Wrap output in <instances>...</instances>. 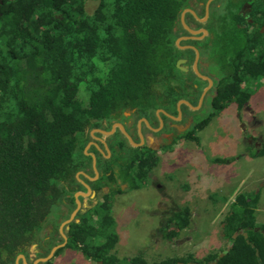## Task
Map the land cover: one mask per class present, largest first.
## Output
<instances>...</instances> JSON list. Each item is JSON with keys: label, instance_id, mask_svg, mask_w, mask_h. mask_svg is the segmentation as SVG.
<instances>
[{"label": "trees", "instance_id": "16d2710c", "mask_svg": "<svg viewBox=\"0 0 264 264\" xmlns=\"http://www.w3.org/2000/svg\"><path fill=\"white\" fill-rule=\"evenodd\" d=\"M96 1L88 14L85 0H0V264H15L19 255L33 264L31 255L45 258L63 241L59 227L76 208L75 194L86 192L76 174L89 169L92 176L90 157L75 158L83 156L90 130L98 125L108 130L131 109L137 117L156 109L175 115L178 101L193 96L196 104L206 86L205 81L190 82L194 75L176 66L184 51L174 42L186 34L179 17L190 0ZM252 12L250 33L241 22L252 25L236 14L213 18L212 43L225 36L213 25L230 31L225 43L233 50L225 61L229 68L219 66L211 111L181 139L197 141L195 131L229 103L243 108L250 96L244 84L264 77V34L259 31L264 0H255ZM186 53L193 56L192 50ZM181 109L193 117L202 112L186 105ZM110 141L112 157L98 162L102 176L88 182L95 196L78 197L88 206L64 226L67 242L53 257L70 248L97 264H120L113 252L117 237L109 230L108 196L120 193L124 183L145 181L158 157L147 147L125 152L127 140L119 131ZM262 155L264 150L253 156ZM258 201L259 194L241 193L228 204L222 219L226 241L220 249L199 259L189 254L152 264H209L228 246L216 264L264 263ZM55 208L56 217H51ZM190 219L189 208L177 211L169 239L187 229ZM53 257L38 264H51ZM124 263L148 264L141 256Z\"/></svg>", "mask_w": 264, "mask_h": 264}, {"label": "rangeland", "instance_id": "374dc122", "mask_svg": "<svg viewBox=\"0 0 264 264\" xmlns=\"http://www.w3.org/2000/svg\"><path fill=\"white\" fill-rule=\"evenodd\" d=\"M96 5V0H85L86 12L92 13ZM213 28L216 33L225 36L217 43L214 41L205 54L214 61L210 72L219 74V66H225V71L228 70L229 63L225 61L233 50L225 45L230 31L219 30L214 25ZM244 87L250 96L243 109L238 110L235 102L229 103L202 130L195 131L197 141L183 138L162 148L157 153L156 166L145 181H138L134 185L124 183L120 187L121 190L125 189L124 192L108 196L113 219L109 230L117 237L113 252L120 259V264H126L124 259L136 256L144 260L167 259L182 253L195 254L199 259L201 254L223 247L226 240L222 219L228 207L218 213L216 207L231 195L255 194L258 189L255 180L264 174V157L249 159L256 152L264 150V77L246 82ZM79 97L86 104L87 98L83 94ZM206 98L202 112L194 117L195 122L211 111L209 94ZM253 136L255 141H252ZM258 145L263 146L258 148ZM85 150L83 155L87 153ZM75 158L82 160L81 154ZM97 168L100 171L98 164ZM103 191L107 193L109 190ZM261 205L264 206V199L260 201ZM184 208L191 211L189 231L192 233L191 241L181 244L175 238L169 239V235L173 215ZM56 213L57 208L53 209L51 217H56ZM256 217L258 223H264L261 214L256 212ZM31 259L34 263L32 255ZM51 264L95 262L76 249L64 248L53 257Z\"/></svg>", "mask_w": 264, "mask_h": 264}, {"label": "flooded vegetation", "instance_id": "af4514ba", "mask_svg": "<svg viewBox=\"0 0 264 264\" xmlns=\"http://www.w3.org/2000/svg\"><path fill=\"white\" fill-rule=\"evenodd\" d=\"M255 0H233V4L227 2V0H190L188 7L186 9L192 10L191 12H185L184 14V23L188 29L194 31L195 33L189 32L181 23V15L179 17V24L181 28L186 32V34H181L177 36L175 39V44L179 47L180 50L184 51L183 55L177 60H183L180 64L182 69L186 71L180 70L185 74L194 75V77L190 80V82H195L197 85L200 81L206 82V88H208L207 92L204 95V98L197 109H191L192 111H200L207 102L206 95L209 94V100L212 96L210 92L213 91L215 87V82L219 81V77L210 72V67L213 66L214 61L212 58H208L205 54V50L209 49L212 45L213 35L210 32V28L212 26V20L215 16L217 17H235V14L241 17L243 20H246L252 26H246V22H241L242 27L247 28V32L253 31V21L252 18L254 14L252 12L253 4ZM238 7H237V6ZM236 6V7H235ZM184 9V10H186ZM183 10V11H184ZM188 15L192 16L189 17ZM201 30H205V33ZM260 33L264 34V25H262L259 29ZM188 42V43H186ZM203 43L204 45H199ZM192 50L193 56L191 54H187L186 51ZM198 54V55H197ZM210 57V56H209ZM176 62V63H177ZM194 66H196L198 73L201 76H198L194 71ZM205 78H209L212 81V84L209 86L208 81ZM205 89V88H204ZM202 89V90H204ZM201 94L194 104V97L190 96L187 101L193 107H197ZM182 101V100H181ZM181 116L179 120H173L166 116L164 113H167L173 117H178V113L176 111L175 115H172L168 111L164 109H156L153 110L151 113L144 114L141 117L136 116V111L134 109L122 112V116L118 117L116 121L111 123V126L108 130L104 129V125H98L96 128L89 131V138L90 141L86 146H88L87 153L82 156L83 161L85 157H90L91 161V173L92 176L89 175V169H85V171H80L81 173L87 174L90 177H94L95 173L93 170V157H95L96 168L97 164L101 160H107L112 157V150L113 145L111 144L110 139L114 138L119 131L127 140V144L124 146L125 152H134L133 148H142L147 147L150 148L152 151L159 152L162 148L173 145L176 141L177 143L180 142L182 139L180 136L186 133L194 124V117L188 116L182 109ZM177 109V105H176ZM161 110V111H159ZM148 115V116H147ZM137 117V118H136ZM144 119L147 120L144 121ZM162 121V122H161ZM116 124H121L126 131V133L131 137L134 143L138 146H133L126 135L121 131V129L116 126ZM113 132L111 134H103L101 131L104 132ZM141 136L143 139H141ZM121 138V137H120ZM152 140V141H151ZM132 148V149H131ZM98 170V168H97ZM99 177L101 176V172L98 170ZM86 181L82 180L86 184L89 185L88 182H95V181ZM90 186V185H89ZM95 196V195H94ZM32 259L30 258L29 261Z\"/></svg>", "mask_w": 264, "mask_h": 264}, {"label": "water", "instance_id": "95a60500", "mask_svg": "<svg viewBox=\"0 0 264 264\" xmlns=\"http://www.w3.org/2000/svg\"><path fill=\"white\" fill-rule=\"evenodd\" d=\"M185 12H191V13H192V10H190V9H186V10L183 11V13H182V15H181V23H182V25L184 26V28H186L189 32H191V33L194 34L195 32L192 31V30H190V29H188L187 26H186L185 23H184V14H185ZM201 31L205 33V30H201ZM197 55H198V54H197ZM182 62H183V60H179V61L176 63V66H177L178 69L183 70V71H186L185 69H182V68L180 67V64H181ZM194 71L196 72V74H198V76H201V75L198 73L196 66H194ZM205 79L208 81L209 86H210V85L212 84L211 79H209V78H205ZM208 88H209V87H208ZM208 88L204 89V91H203V93H202V95H201V97H200V100H199V103H198V106H197V107H193V106H192L191 104H189L187 101H183V100H182V101H180V102L178 103V108H177L178 117H173V116H171V115H169V114H167V113H164V114H165L166 116H168L169 118L173 119V120H179V119H180V116H181L180 105H181V104H185V105L189 106L191 109H197V108L200 106V104H201V102H202V100H203V98H204V95H205V93L207 92ZM159 111H161V110H159ZM144 121L147 122L146 119H144ZM161 122H162V121H161ZM116 126H118V127L121 129V131L126 135V137L128 138L129 142H130L133 146H138L136 143L133 142V140L131 139V137L126 133V131L124 130V128H123V126H122L121 124H116ZM101 132H102L103 134H111V133L113 132V130L110 131V132H104V131H101ZM141 139H143L142 136H141ZM151 141H152V140H151ZM85 149H86V150H85V152H86L87 149H88V146H86ZM92 157H93V160H94V161H93V170H94L95 176H94V177H90L89 175L84 174V173H81V172H78V173L76 174V178H77V180H78V181H79V182L85 187L86 192H78V193L75 194L76 208H75L74 211L71 213L69 219L66 220L65 222H63V223L60 225L59 232H60V235H61V237H62V239H63V243L54 246V247L50 250V253H49L45 258H38V259H36V260L34 261L33 264H38V263H40V262H47V261H49V260L53 257V255H54V253H55V251H56L57 249L62 248V247L65 246V244H66V242H67V236H66L65 233L63 232V228H64V226H66L67 224H69V223L74 219V217L76 216V214L78 213V211H79V210L81 209V207H82V203L80 202V200L78 199V197H79V196H91V197H93V196L95 195V192L91 189V187H90L88 184H86L85 182H83V181L79 178V175H80V174H82V175H83L88 181H95V180H97V179L99 178V173H98V170H97V168H96V163H95V157H94L93 155H92ZM101 176H102V174H101ZM223 228H224V224L222 225V229H223ZM237 235H238V234L235 233L233 237L235 238ZM33 247H35V246H33ZM230 248H231V246H228V248H227L226 250H224L223 252H221V253L218 254V257L216 258L215 261H213V262H211V263H209V264H216V262H217L220 258H222V257L227 253V251H228ZM19 260H21L22 264H27L24 255H19V256L16 258L15 264H19ZM179 264H182V263H179ZM193 264H196V263H193Z\"/></svg>", "mask_w": 264, "mask_h": 264}, {"label": "crops", "instance_id": "0c3cea01", "mask_svg": "<svg viewBox=\"0 0 264 264\" xmlns=\"http://www.w3.org/2000/svg\"><path fill=\"white\" fill-rule=\"evenodd\" d=\"M238 109V108H237ZM243 109V108H242ZM239 110V109H238ZM262 138L260 137V140H261ZM260 140H258V141H260ZM252 141H255V137L253 136V140ZM262 146L263 145H258V148H262ZM262 149H264V147L262 148ZM258 157H260V156H258ZM257 156H254V157H250L249 159H257L258 158ZM261 157H264V155H262ZM79 177H80V179L81 180H84V179H86L82 174H80L79 175ZM84 181H86V180H84ZM255 183L257 184V190H256V193L255 194H259V201H258V204H257V208H256V212H257V214H261L262 215V217L264 218V206L263 205H261V206H259V203H260V201L261 200H263L264 199V174L261 176V175H259V177H257V179L255 180ZM125 191V189H123V190H121V192H124ZM232 197H229V198H226V200L227 201H223V203L222 204H220V205H218V207H216V212L218 213V212H220V211H223L225 208H227L228 207V204L230 203V202H232L233 201V199H234V196L233 195H231ZM79 197H83V198H87L88 196H79ZM88 205H87V202H83L82 203V207L83 208H85V207H87ZM255 216H256V213H255ZM215 217H214V222H215ZM213 222V223H214ZM256 222H257V217H256ZM257 224H259V225H262V224H264V223H258L257 222ZM190 227H188L187 229H185V230H183V231H181L180 233H179V235H178V237L177 238H175L177 241H181V244L184 242V243H186V242H190L191 241V238H190V236H191V233H192V231H189L190 230V228H191V225H189ZM60 228V227H59ZM174 229V227H172V228H170V232L172 231ZM175 230V229H174ZM222 242V241H221ZM180 244V245H181ZM217 248H218V246H217ZM185 255H189L188 253H182V254H174L173 256H170V257H174V256H178V257H182V256H185ZM204 255H206V254H201V257H203ZM193 256L195 257V258H197V255H195V254H193ZM164 258H162V259H149V260H145L148 264H152V263H154V262H159L160 260H163ZM95 264H97V263H95Z\"/></svg>", "mask_w": 264, "mask_h": 264}, {"label": "built area", "instance_id": "2783aa9c", "mask_svg": "<svg viewBox=\"0 0 264 264\" xmlns=\"http://www.w3.org/2000/svg\"><path fill=\"white\" fill-rule=\"evenodd\" d=\"M262 264H264V263H262Z\"/></svg>", "mask_w": 264, "mask_h": 264}]
</instances>
